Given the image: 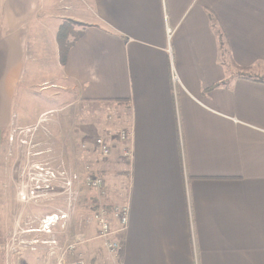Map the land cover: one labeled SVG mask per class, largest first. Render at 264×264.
I'll return each instance as SVG.
<instances>
[{"label":"crops","instance_id":"1","mask_svg":"<svg viewBox=\"0 0 264 264\" xmlns=\"http://www.w3.org/2000/svg\"><path fill=\"white\" fill-rule=\"evenodd\" d=\"M65 18L84 24L59 62L71 84L34 88H71L81 101L106 103L99 138L109 158L74 133L87 148L84 174H103L102 206L129 205L124 231L110 218L120 264H264V82L225 66L264 79V0H0V148L6 130L50 110L30 119L16 94L26 62L38 69L49 53L59 61ZM122 128L131 141L120 140ZM93 148L103 162L91 163ZM96 232L83 233L79 251L87 264H107ZM29 251L34 262L25 264L57 262L43 245Z\"/></svg>","mask_w":264,"mask_h":264},{"label":"rangeland","instance_id":"2","mask_svg":"<svg viewBox=\"0 0 264 264\" xmlns=\"http://www.w3.org/2000/svg\"><path fill=\"white\" fill-rule=\"evenodd\" d=\"M66 19L71 20L65 18L61 24ZM79 23L81 25L74 23L70 27L69 40L74 37L76 31L81 30L82 22ZM34 39L35 35H32L29 42L31 43ZM33 49L34 47L29 46V51ZM48 56L50 57L47 60L48 64L43 66L39 63L34 64V67L38 69H33L30 67V62H26L24 80L20 83L16 94V109L22 115L27 114L30 119H33L42 109L50 110L42 112L43 121L33 123L28 127H12L2 136L0 148V264H6L8 261L6 252L9 249L8 242L11 234L14 233L19 238L24 234H32L24 233V230L37 228L36 222L27 221L28 217L36 218L42 213L46 214L58 208L60 211L58 215H65L64 219L59 216L54 228L63 234V236L59 235V238L67 239L79 232L88 237L90 228L91 230L96 228L94 213L105 204L100 200L106 195L105 184L99 189L88 188L83 184L86 162L82 159V155L84 149L87 148L82 147L85 141H80L79 135L85 134L84 139L87 140L89 149L90 144L103 135L100 123L109 115L104 106L106 103L81 101L76 98V91L71 88L64 92L56 88L42 91L37 89L39 91H36L34 85L43 81L54 83L56 86L67 87L71 84L63 77L58 58H54L51 53ZM224 57L227 58L226 55ZM75 99H78L77 103L74 102ZM80 129L82 133L78 135L74 133L75 130L79 132ZM39 151L42 153L35 155ZM96 153L94 149L91 154L93 165L103 162L99 160L100 156ZM39 156L41 157L36 159ZM109 156L102 159L109 158ZM36 166L54 173L48 182V189H37L42 191L38 193L33 188L37 182L30 180V176H33L30 172L39 171ZM96 170L100 172L97 168ZM69 172L76 176L70 188L68 186ZM30 183H32L31 186H29ZM31 190L34 192L31 193ZM15 250L16 252L11 256L13 263L10 262V264L34 262L30 248L29 250L19 248ZM20 252L23 253V257L17 254Z\"/></svg>","mask_w":264,"mask_h":264},{"label":"built area","instance_id":"3","mask_svg":"<svg viewBox=\"0 0 264 264\" xmlns=\"http://www.w3.org/2000/svg\"><path fill=\"white\" fill-rule=\"evenodd\" d=\"M131 136L132 132L130 128L120 129V140L131 141ZM95 144L99 148V153L102 158L107 157L111 154V148L109 144H107L102 138H97L95 140ZM122 156L127 160L131 159V142H129V145L126 146L122 151ZM38 169L39 171L32 176V179L37 182L33 188L34 190H44L43 188L48 189V182L54 176V173L45 168L41 169V167H38L37 170ZM75 178L76 176L74 175V173L69 172V188L71 187V184L73 183ZM83 184L88 188L99 189L103 187L104 181L100 176L87 173L83 178ZM34 190H31V193H33ZM41 190H37L36 192H39ZM59 216L56 214H52L44 217L42 230L44 231V233L49 235V238L43 239L42 245L47 248L49 255L58 254L56 264H66V262H68V264H87V262L83 258L82 253L79 251V247L87 241V238L82 232L75 233L71 237H68L67 240L63 243L59 242V240L55 237V233L52 232L51 225L57 223ZM93 217L97 226L96 236L97 238L101 239L107 254V264H120L122 242L121 240L114 239L112 237V235L114 234V230L111 228L110 218L118 221V232L124 231L128 224L129 205L125 204L112 207L100 206L94 213ZM60 218L64 219L65 215H61Z\"/></svg>","mask_w":264,"mask_h":264},{"label":"trees","instance_id":"4","mask_svg":"<svg viewBox=\"0 0 264 264\" xmlns=\"http://www.w3.org/2000/svg\"><path fill=\"white\" fill-rule=\"evenodd\" d=\"M74 23L81 25V23H79V22H75L73 20H67L66 19V21L59 26V28L57 29V32H56V41H57L58 52H59V62L62 65L65 63L66 55H67L69 48L73 45L74 41L77 40L78 37H80V35H81V31H76L74 37L71 40L68 39V35L70 34V32H69L70 27ZM82 25H84V24H82ZM215 31L217 33L221 48L223 47V50H224V43L222 40L221 30L219 28H216ZM225 66L227 69H229V66L235 68L237 70V73L235 76L238 78H244V79H250L253 81L264 82V79H262V78L256 79V78H253L252 76L248 75L247 73H244L245 69H247V68L239 67L232 62H229V64L228 63L225 64ZM224 83H227V80L220 82L219 85L224 84Z\"/></svg>","mask_w":264,"mask_h":264},{"label":"flooded vegetation","instance_id":"5","mask_svg":"<svg viewBox=\"0 0 264 264\" xmlns=\"http://www.w3.org/2000/svg\"><path fill=\"white\" fill-rule=\"evenodd\" d=\"M41 153H42V151H39V152L35 153V155L38 156ZM40 157L41 156L37 157L36 159H38ZM36 167L38 168V166H36ZM41 169H42V167H41ZM36 172H38V171H32V172H30V174L31 175H35ZM31 179H32V176H30V180ZM31 185H32V183L29 184V186H31ZM39 192H41V191H39ZM36 193H38V192H36ZM37 196H40V195H37ZM58 213H60V211L57 208V209L48 211L46 214L45 213L44 214L42 213V215H39L36 218L28 217L27 221L36 222L37 223V225H36L37 228L29 229V230H24V233H32V234H24V235H21L19 238L16 237L14 235V233L11 234V237L9 238V242H8V244H9L8 248L13 245V247L15 246L16 249L19 248V249H22V250L23 249L24 250H27V249L29 250V248H30V250H31V249H33L35 247L42 246L43 237H46V236L49 237V235H47L46 233H44V231L42 230L43 229V220H44V217L47 216V215H52V214L58 215ZM55 225L56 224H52L51 225V230H52L53 233L57 234L59 231L57 232L54 229L55 228ZM25 236H28V237L25 238ZM25 248H27V249H25Z\"/></svg>","mask_w":264,"mask_h":264}]
</instances>
